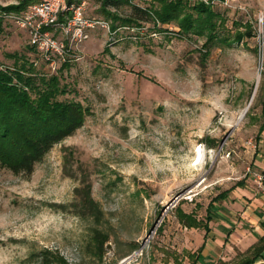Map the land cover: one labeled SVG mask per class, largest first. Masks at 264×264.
<instances>
[{
	"label": "rangeland",
	"instance_id": "374dc122",
	"mask_svg": "<svg viewBox=\"0 0 264 264\" xmlns=\"http://www.w3.org/2000/svg\"><path fill=\"white\" fill-rule=\"evenodd\" d=\"M21 1L0 0V13ZM86 1V18L110 26L100 1ZM190 1L219 10L224 23L217 33L229 41L207 51L205 36H188L175 21H140L115 32L96 26L77 43L55 33L64 46L73 44L63 60L52 58V69L25 30L2 21L0 69L23 56L35 74L66 86L58 99L80 102L88 114L30 177L0 166V264H35L44 249L68 264L190 263L185 247H196L204 230L180 226L174 209L205 220L216 195L247 173L244 151L262 118L257 41L264 36V0ZM107 11L126 18L132 9ZM248 31L251 38L233 40ZM199 148L202 161L195 164ZM83 185L104 213L102 258L88 250L90 223L68 207Z\"/></svg>",
	"mask_w": 264,
	"mask_h": 264
},
{
	"label": "trees",
	"instance_id": "16d2710c",
	"mask_svg": "<svg viewBox=\"0 0 264 264\" xmlns=\"http://www.w3.org/2000/svg\"><path fill=\"white\" fill-rule=\"evenodd\" d=\"M35 0H22L16 6L3 8L5 12H20ZM102 10L111 16L110 30L120 25L139 23L140 21L159 22L161 24L175 21L186 35L205 36L206 49L224 41L218 26L224 23L219 10L190 0H148V7H142L133 0H99ZM127 5L132 12L126 18H120L107 11ZM0 19V32L1 23ZM118 23V24H117ZM252 37L251 32H239L233 38L241 41ZM14 57V56H13ZM32 64L25 58H17L11 67L0 69V166L13 174L30 177L37 164L57 144L72 136L84 124L88 111L80 102L60 100L58 96L66 94V86H60L57 77L44 78L34 72ZM214 145H212L213 147ZM75 199L68 207L78 219L90 223L88 250L99 258L104 255V246L108 242V233L99 228L103 224L104 213L92 195L89 185L75 188ZM225 197V192L218 194L214 200ZM211 206V204H209ZM209 208L205 220L198 219L194 212L184 211L180 205L174 209L180 226L186 229H203L209 232L211 220ZM162 231V228L159 229ZM135 247L132 248L134 250ZM264 250V238L259 239L249 256L236 264H253ZM200 251V249H199ZM189 264L199 260L198 253L186 252ZM35 264H68L58 252L48 249L39 251ZM175 263H180L175 259Z\"/></svg>",
	"mask_w": 264,
	"mask_h": 264
},
{
	"label": "crops",
	"instance_id": "0c3cea01",
	"mask_svg": "<svg viewBox=\"0 0 264 264\" xmlns=\"http://www.w3.org/2000/svg\"><path fill=\"white\" fill-rule=\"evenodd\" d=\"M261 115L254 143L249 141L244 151L245 171L252 168L264 172V97ZM222 192L225 197L211 204L209 232L198 236L196 247H185L186 252L199 254L195 264H236L264 238V196L251 175L246 173L245 180H238ZM253 264H264V250Z\"/></svg>",
	"mask_w": 264,
	"mask_h": 264
},
{
	"label": "built area",
	"instance_id": "2783aa9c",
	"mask_svg": "<svg viewBox=\"0 0 264 264\" xmlns=\"http://www.w3.org/2000/svg\"><path fill=\"white\" fill-rule=\"evenodd\" d=\"M86 0H35L20 12H1L0 19L11 22L17 28L25 30L31 45L44 54V59L50 61L55 69L53 57L63 60L69 52L71 44L82 42L88 36L86 28L94 29L96 26L109 29L104 20L86 18ZM261 23L263 19H260ZM55 33L71 37L73 43L64 46L57 39ZM258 51L261 59L264 57V36L258 37ZM255 186L264 196V172L247 169Z\"/></svg>",
	"mask_w": 264,
	"mask_h": 264
},
{
	"label": "bare ground",
	"instance_id": "6f19581e",
	"mask_svg": "<svg viewBox=\"0 0 264 264\" xmlns=\"http://www.w3.org/2000/svg\"><path fill=\"white\" fill-rule=\"evenodd\" d=\"M195 159H196L195 164H200L201 163V161H202V153H201V149L200 148L197 150V154H196Z\"/></svg>",
	"mask_w": 264,
	"mask_h": 264
},
{
	"label": "water",
	"instance_id": "95a60500",
	"mask_svg": "<svg viewBox=\"0 0 264 264\" xmlns=\"http://www.w3.org/2000/svg\"><path fill=\"white\" fill-rule=\"evenodd\" d=\"M248 107L245 109V111L241 114L240 118L239 119H242L247 111Z\"/></svg>",
	"mask_w": 264,
	"mask_h": 264
}]
</instances>
